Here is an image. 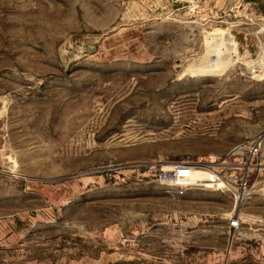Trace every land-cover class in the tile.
<instances>
[{
	"label": "rangeland",
	"instance_id": "rangeland-1",
	"mask_svg": "<svg viewBox=\"0 0 264 264\" xmlns=\"http://www.w3.org/2000/svg\"><path fill=\"white\" fill-rule=\"evenodd\" d=\"M261 5L0 0V264H264V198L160 176L264 126Z\"/></svg>",
	"mask_w": 264,
	"mask_h": 264
},
{
	"label": "built area",
	"instance_id": "built-area-1",
	"mask_svg": "<svg viewBox=\"0 0 264 264\" xmlns=\"http://www.w3.org/2000/svg\"><path fill=\"white\" fill-rule=\"evenodd\" d=\"M195 168L211 173V185L232 187L236 203H243L254 194L264 198V126L224 154L210 153L195 162L173 161L160 169V176L176 186L180 196L189 187L204 183L193 177ZM238 226L239 220L230 221L231 228Z\"/></svg>",
	"mask_w": 264,
	"mask_h": 264
},
{
	"label": "trees",
	"instance_id": "trees-1",
	"mask_svg": "<svg viewBox=\"0 0 264 264\" xmlns=\"http://www.w3.org/2000/svg\"><path fill=\"white\" fill-rule=\"evenodd\" d=\"M262 13L264 14V0H262Z\"/></svg>",
	"mask_w": 264,
	"mask_h": 264
},
{
	"label": "bare ground",
	"instance_id": "bare-ground-1",
	"mask_svg": "<svg viewBox=\"0 0 264 264\" xmlns=\"http://www.w3.org/2000/svg\"><path fill=\"white\" fill-rule=\"evenodd\" d=\"M215 67H216V66H215ZM205 69H206V68H205ZM205 69H204V70H205ZM202 70H203V69H201V72H202ZM204 70H203V72H204ZM214 70H216V68H215ZM214 70H210V71H214ZM196 71H197V69H196ZM205 71H208V70H205ZM197 72H198V71H197ZM199 72H200V71H199Z\"/></svg>",
	"mask_w": 264,
	"mask_h": 264
}]
</instances>
